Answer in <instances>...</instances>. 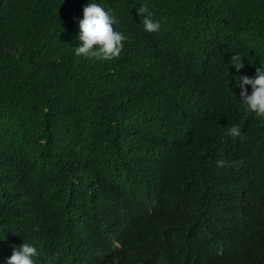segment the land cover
Here are the masks:
<instances>
[{"label": "trees", "instance_id": "obj_1", "mask_svg": "<svg viewBox=\"0 0 264 264\" xmlns=\"http://www.w3.org/2000/svg\"><path fill=\"white\" fill-rule=\"evenodd\" d=\"M89 2L0 0V264L24 242L36 264H264V118L237 86L264 0H95L127 37L112 61L75 53Z\"/></svg>", "mask_w": 264, "mask_h": 264}, {"label": "clouds", "instance_id": "obj_2", "mask_svg": "<svg viewBox=\"0 0 264 264\" xmlns=\"http://www.w3.org/2000/svg\"><path fill=\"white\" fill-rule=\"evenodd\" d=\"M137 11L143 15V19L139 23L142 25L143 31L151 34L160 30V22L153 19V13L147 6H141ZM117 23V17L111 9L106 10L95 0L87 3L83 7L82 18L78 21L77 39L79 44L75 48L76 55L100 61H112L118 58L127 37L123 32L115 30L114 26ZM231 66L239 71L244 67L243 58L240 55L232 56ZM237 86L240 89V101L245 108L256 117L264 118V64L256 67L253 77L241 75L238 78ZM226 134L231 137H240L242 133L238 125H232ZM219 164L222 165L223 161H220ZM38 254L35 244L24 242L14 249L7 264H36Z\"/></svg>", "mask_w": 264, "mask_h": 264}]
</instances>
